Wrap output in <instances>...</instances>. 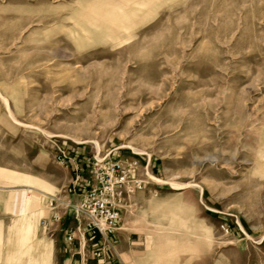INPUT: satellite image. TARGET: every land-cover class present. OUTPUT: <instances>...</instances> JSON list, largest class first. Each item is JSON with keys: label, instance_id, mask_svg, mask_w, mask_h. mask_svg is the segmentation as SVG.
Segmentation results:
<instances>
[{"label": "rangeland", "instance_id": "374dc122", "mask_svg": "<svg viewBox=\"0 0 264 264\" xmlns=\"http://www.w3.org/2000/svg\"><path fill=\"white\" fill-rule=\"evenodd\" d=\"M95 159L139 163L141 264H264V0H0V192Z\"/></svg>", "mask_w": 264, "mask_h": 264}, {"label": "crops", "instance_id": "0c3cea01", "mask_svg": "<svg viewBox=\"0 0 264 264\" xmlns=\"http://www.w3.org/2000/svg\"><path fill=\"white\" fill-rule=\"evenodd\" d=\"M85 188L80 182L79 198L67 193L59 198L56 208L50 206L48 194L0 192V264H141L142 256L131 235L114 233L91 238L85 222L76 220L72 210L64 208L65 203H79ZM53 215L59 220L53 221ZM69 230L74 236L71 243L67 241ZM100 249L104 252L101 261L95 256Z\"/></svg>", "mask_w": 264, "mask_h": 264}, {"label": "built area", "instance_id": "2783aa9c", "mask_svg": "<svg viewBox=\"0 0 264 264\" xmlns=\"http://www.w3.org/2000/svg\"><path fill=\"white\" fill-rule=\"evenodd\" d=\"M104 160L95 159L93 164V175L95 184L82 194L79 203L70 205L64 204L65 209H71L76 220H83L85 228L91 238L97 236L111 235L116 233L120 224V211L122 204L132 194L134 190L141 189L145 184L137 175L140 170L138 161L122 163L118 160L109 161L103 164ZM145 177L153 178L145 171ZM79 185V177H76L72 185L74 191ZM49 204L56 208L59 198L50 195ZM59 217L53 215V221H58ZM46 226L45 223H41ZM68 242L74 241L72 230H69ZM98 260L104 259V252L100 249L96 253ZM99 264H105L101 261Z\"/></svg>", "mask_w": 264, "mask_h": 264}, {"label": "bare ground", "instance_id": "6f19581e", "mask_svg": "<svg viewBox=\"0 0 264 264\" xmlns=\"http://www.w3.org/2000/svg\"><path fill=\"white\" fill-rule=\"evenodd\" d=\"M177 189H182L183 187H176Z\"/></svg>", "mask_w": 264, "mask_h": 264}]
</instances>
